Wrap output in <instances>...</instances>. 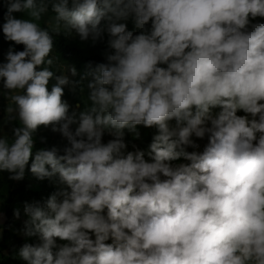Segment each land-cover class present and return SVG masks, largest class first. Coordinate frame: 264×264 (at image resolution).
<instances>
[{"label": "clouds", "instance_id": "obj_1", "mask_svg": "<svg viewBox=\"0 0 264 264\" xmlns=\"http://www.w3.org/2000/svg\"><path fill=\"white\" fill-rule=\"evenodd\" d=\"M4 4V37L24 50L10 47L0 63L19 122L11 137L0 126V173L20 180L30 164L40 180L66 186L25 205V235L38 241L19 257L264 264V22L252 23L264 18V0H52L53 32L96 42L106 31L113 50L88 74L89 103L71 113L62 99L69 78L50 70L53 35L36 22L47 5ZM130 17L139 34L120 22ZM41 126L67 139L63 154L34 151ZM138 126L156 130L147 152L128 150L125 130L138 139ZM205 137L202 152L188 151ZM181 158L189 163H173Z\"/></svg>", "mask_w": 264, "mask_h": 264}, {"label": "trees", "instance_id": "obj_2", "mask_svg": "<svg viewBox=\"0 0 264 264\" xmlns=\"http://www.w3.org/2000/svg\"><path fill=\"white\" fill-rule=\"evenodd\" d=\"M40 2L41 0H37L38 5ZM43 2L47 5L48 10L46 13L42 14L41 18L36 22L42 27L48 28L54 38V55H51L53 64L50 66V70H52L55 75L61 76L57 68L58 63L76 68L77 74L72 78V83H76H73V88L64 86V96L62 99L67 101L70 105L69 112L72 106L76 104H79L80 108L84 110L89 102L84 100L82 91L89 89L88 84L92 80V76L88 74L93 72L98 64L107 63V55L113 52L108 46L109 36L105 31L99 40L93 42L91 38L88 40H81L79 37L73 39L62 30L59 34H56L52 31L54 27L46 23L47 20L55 19V13L51 8L52 0H43ZM6 12L7 6L4 4V0H0V33H2L0 39V63L6 62L7 53L5 51L9 46L13 47L16 51L24 50L23 45H15L14 42L7 41L4 37L2 25L5 22L4 17ZM13 15L18 19H31L26 12H16L13 13ZM129 19L128 30L133 31L134 34H139L141 30L135 27L134 20L131 17ZM256 22H264V18L258 17L256 20L252 21V23ZM105 23L107 22L102 21V25ZM54 83H56L55 78L50 81V85ZM219 111V108L214 109L213 115L218 114ZM238 115H244L243 111H239ZM137 130L140 133L138 139L135 137L134 133L129 132L127 129L125 130V139L129 145L128 150H134L133 145H135L139 149L147 152L156 130L144 128L143 126H138ZM33 136L35 140L34 151L41 148L51 149L52 147H58L61 149L60 154H63V149L70 146L67 139L63 136L53 137L51 127L41 126ZM42 137L44 138L43 141L41 140ZM107 141L108 140H104V142ZM196 142L200 145L199 149L189 148L188 151L202 152L208 140L207 137H205L203 140L197 139ZM173 163L179 164L189 162L181 158L178 161H173ZM3 173H0V214H4L5 221L3 223L0 222V230H3L4 235L10 232L12 239L10 241L6 240L5 237L0 239V264H8L9 262H13L14 264H27L26 261L19 257V251L25 243L34 244L38 241V238L25 235V225L29 220V217L24 212L25 205L34 204L36 202L43 205L52 195L66 186L59 183L58 176L40 180L31 173L30 164L28 169H26L24 177L20 180L15 181L8 177H3ZM26 180H32L33 183L36 184V188L29 186ZM17 209L20 211L19 218L15 216V211ZM58 243L63 242L58 241Z\"/></svg>", "mask_w": 264, "mask_h": 264}, {"label": "rangeland", "instance_id": "obj_3", "mask_svg": "<svg viewBox=\"0 0 264 264\" xmlns=\"http://www.w3.org/2000/svg\"><path fill=\"white\" fill-rule=\"evenodd\" d=\"M130 19L126 20V21H120L122 23H126L127 26H128V23H129ZM46 23L48 25H52L53 27L56 26L55 24V19L53 20H47ZM61 30L65 33L66 30L63 29V27H61ZM69 37L75 39V38H78L79 36L76 35L74 32L70 35H68ZM2 37V33H0V39ZM91 38V37H89ZM11 46H9L7 49H6V53L8 52L9 48ZM51 55H54V51H52ZM57 68L59 69V72H60V75L61 76H67L69 78V84L65 85V87H69V88H73L74 84L72 83V78H73V75L71 74V67L66 65V64H62V63H58L57 65ZM90 92V89H86V90H83L82 91V95L84 97V100L87 101V97H88V94ZM9 106H13L15 107L13 104H12V101L10 99V93L3 89L2 88V82H0V126L3 127L4 129V134L5 135H8L9 137L12 136V129L14 127H18L19 126V122L17 119H13V117L16 116V112H13V113H8L7 109L9 108ZM72 111H82V109L80 108V105L79 104H76V105H73L72 106V109L70 111V113ZM75 127L76 125H73L72 126V130L74 131L75 130ZM52 131V130H51ZM52 135L53 137H59V136H62L61 133L59 132H53L52 131ZM112 137L105 134L104 136V140H109L111 139ZM3 177H8L9 178V173L8 172H4L3 174ZM16 181V180H15ZM27 184L33 188H36V184L33 183L32 180H26ZM2 215H0V222L3 223L5 221V216L3 213H1ZM5 237L6 240L10 241L12 239V235L11 233H7L6 235H4L3 233V230H0V239ZM8 264H14L13 262H9Z\"/></svg>", "mask_w": 264, "mask_h": 264}]
</instances>
